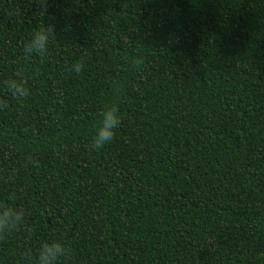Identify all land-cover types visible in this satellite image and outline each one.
Listing matches in <instances>:
<instances>
[{
	"label": "trees",
	"instance_id": "obj_1",
	"mask_svg": "<svg viewBox=\"0 0 264 264\" xmlns=\"http://www.w3.org/2000/svg\"><path fill=\"white\" fill-rule=\"evenodd\" d=\"M44 3L0 0V81L23 70L31 93L0 87V200L16 194L31 233L0 264L52 238L70 264H264V0ZM44 22L48 56L25 60ZM110 103L116 136L89 151Z\"/></svg>",
	"mask_w": 264,
	"mask_h": 264
},
{
	"label": "clouds",
	"instance_id": "obj_2",
	"mask_svg": "<svg viewBox=\"0 0 264 264\" xmlns=\"http://www.w3.org/2000/svg\"><path fill=\"white\" fill-rule=\"evenodd\" d=\"M47 0L43 4L46 7ZM5 15L9 19L19 20L23 13L19 7H13L5 10ZM52 18H49L51 20ZM55 25L51 22H44L42 27L37 28L31 35L22 42L21 48L25 60L32 57L45 58L49 53V42L56 36ZM144 61L142 57H133L130 60V67L133 70H140ZM84 69L83 60L76 61L72 65V71L80 75ZM0 87H3L8 97L18 105L23 106L30 96V88L23 70L17 71L15 76L0 81ZM8 107V100L0 98V110ZM100 120L88 142L89 151H98L110 144L115 136L116 130L121 124V114L118 104L110 103L104 105L101 109ZM8 154H5L7 158ZM25 165L39 167V160L32 154L25 158ZM15 171V170H14ZM14 174V172H13ZM15 193H10L4 200H0V242L7 241L14 234L24 231L29 239L31 233L27 231V213L26 209L16 203ZM72 248L60 238H52L40 244L35 254L31 249L23 253L24 264H70L72 260Z\"/></svg>",
	"mask_w": 264,
	"mask_h": 264
}]
</instances>
